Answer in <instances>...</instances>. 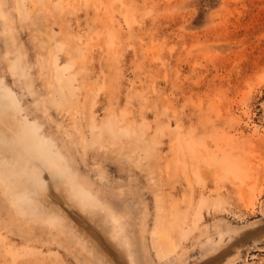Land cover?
Masks as SVG:
<instances>
[{
    "label": "rangeland",
    "instance_id": "obj_1",
    "mask_svg": "<svg viewBox=\"0 0 264 264\" xmlns=\"http://www.w3.org/2000/svg\"><path fill=\"white\" fill-rule=\"evenodd\" d=\"M0 264H264V0H0Z\"/></svg>",
    "mask_w": 264,
    "mask_h": 264
}]
</instances>
